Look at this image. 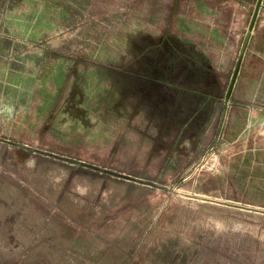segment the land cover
<instances>
[{
  "label": "rangeland",
  "instance_id": "rangeland-1",
  "mask_svg": "<svg viewBox=\"0 0 264 264\" xmlns=\"http://www.w3.org/2000/svg\"><path fill=\"white\" fill-rule=\"evenodd\" d=\"M257 2L0 0V264H264Z\"/></svg>",
  "mask_w": 264,
  "mask_h": 264
},
{
  "label": "water",
  "instance_id": "water-1",
  "mask_svg": "<svg viewBox=\"0 0 264 264\" xmlns=\"http://www.w3.org/2000/svg\"><path fill=\"white\" fill-rule=\"evenodd\" d=\"M262 2H263V0H258V2H257V5H256V8H255V12H254V15H253V19H252V22H251V26H250V28H252L253 25H254V22H255V20H256V18H257V15H258V12H259V9H260V7H261ZM235 77H236V73H235V76H234V78H233V83H234ZM233 83H232V84H233ZM231 89H232V86H231L230 89H229L228 97H229V95H230V93H231ZM73 160L76 161V162L85 163V162H83V161H79V160H77V159H73ZM123 175H125V176H127V177H131L130 175H127V174H123Z\"/></svg>",
  "mask_w": 264,
  "mask_h": 264
},
{
  "label": "crops",
  "instance_id": "crops-1",
  "mask_svg": "<svg viewBox=\"0 0 264 264\" xmlns=\"http://www.w3.org/2000/svg\"><path fill=\"white\" fill-rule=\"evenodd\" d=\"M137 101H139V100L137 99Z\"/></svg>",
  "mask_w": 264,
  "mask_h": 264
}]
</instances>
